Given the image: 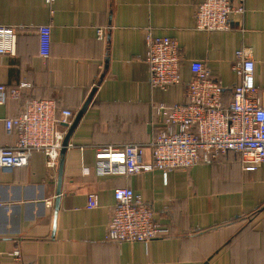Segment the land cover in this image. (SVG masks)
I'll return each mask as SVG.
<instances>
[{"label": "crops", "instance_id": "1", "mask_svg": "<svg viewBox=\"0 0 264 264\" xmlns=\"http://www.w3.org/2000/svg\"><path fill=\"white\" fill-rule=\"evenodd\" d=\"M200 1L0 0V25L17 31L14 53L0 55V83L8 90L31 84L0 103V146L17 140L5 118L34 98L54 99L75 118L95 89L64 154L58 204L61 155L57 167L35 151L27 165L0 169V264H264V163L244 170L230 151L168 173L94 172L96 146L149 144L166 128L154 106L186 100L193 60L225 87L229 104L240 81L235 52L251 47L255 96L264 103V0H244L246 11L232 16L230 29L211 31L196 28ZM40 25L51 26L48 57L40 54ZM148 30L176 40L180 84L151 86ZM151 153L145 150L146 161ZM119 187L140 194L169 233L148 242L106 240ZM91 193L95 208L87 207Z\"/></svg>", "mask_w": 264, "mask_h": 264}, {"label": "built area", "instance_id": "2", "mask_svg": "<svg viewBox=\"0 0 264 264\" xmlns=\"http://www.w3.org/2000/svg\"><path fill=\"white\" fill-rule=\"evenodd\" d=\"M51 2L53 0H46ZM244 0H201L196 9V28L200 30H227L233 15L243 16ZM40 54L48 57L51 44V26H38ZM106 29L98 28V39H104ZM17 31L0 25V55L13 54ZM147 62L150 84L167 89L180 84L181 61L176 40L169 36L146 33ZM255 62L252 48L236 50L233 69L240 81L232 88V100L223 101L225 87L212 78L201 60L190 62L193 78L187 83L186 100L181 103H161L156 107L164 117L166 128L149 144L128 143L118 146L99 145L95 148L94 172L99 175H135L156 169L168 173L193 164L209 161L226 152L239 155L242 167L256 170L264 163V103L255 96ZM23 82L8 90L0 83V103L9 95L17 97ZM75 113L58 108L54 99L34 98L25 111L5 118V127L17 133L14 144L0 146V169H12L29 163L35 151L48 157V165L57 167L63 141ZM151 148V160L146 161L145 150ZM115 212L110 220L105 239L117 242H148L169 233V228L155 218L152 207L130 187L114 190ZM99 205L98 196H88V208ZM13 254L20 256L15 249Z\"/></svg>", "mask_w": 264, "mask_h": 264}, {"label": "water", "instance_id": "3", "mask_svg": "<svg viewBox=\"0 0 264 264\" xmlns=\"http://www.w3.org/2000/svg\"><path fill=\"white\" fill-rule=\"evenodd\" d=\"M95 89L92 90V93L91 95L89 96V98L87 99L86 103L84 104L83 108L77 113V115L75 116L73 122L69 125L68 127V131L66 133V136L64 138V141H63V147L61 149V159H60V174H59V179H58V189H57V198H56V201H57V204L59 203V194H60V191H61V179H62V170H63V163H64V154L69 146V141H70V137L75 129V127L77 126L80 118L82 117L84 111L86 110L91 98H92V95H93V92H94Z\"/></svg>", "mask_w": 264, "mask_h": 264}]
</instances>
